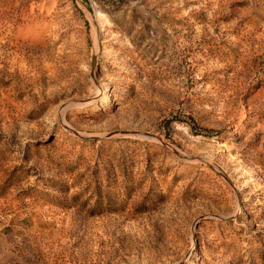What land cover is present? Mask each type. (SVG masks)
<instances>
[{
	"label": "rangeland",
	"instance_id": "1",
	"mask_svg": "<svg viewBox=\"0 0 264 264\" xmlns=\"http://www.w3.org/2000/svg\"><path fill=\"white\" fill-rule=\"evenodd\" d=\"M256 199L264 0H0V264H264Z\"/></svg>",
	"mask_w": 264,
	"mask_h": 264
},
{
	"label": "bare ground",
	"instance_id": "2",
	"mask_svg": "<svg viewBox=\"0 0 264 264\" xmlns=\"http://www.w3.org/2000/svg\"><path fill=\"white\" fill-rule=\"evenodd\" d=\"M263 204H264V202H262V200L256 199V200L253 201L252 206L253 207H259V206H261Z\"/></svg>",
	"mask_w": 264,
	"mask_h": 264
}]
</instances>
